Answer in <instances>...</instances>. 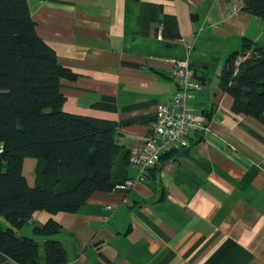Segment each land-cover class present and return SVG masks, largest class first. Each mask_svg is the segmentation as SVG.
I'll use <instances>...</instances> for the list:
<instances>
[{"label":"crops","instance_id":"1","mask_svg":"<svg viewBox=\"0 0 264 264\" xmlns=\"http://www.w3.org/2000/svg\"><path fill=\"white\" fill-rule=\"evenodd\" d=\"M26 1L37 35L75 74L59 82L64 112L117 123L130 151L177 91L174 61L186 58L203 86L189 103L204 127L142 179L118 160L112 190L75 212L35 211L18 234L55 220L64 264H264V111L233 112L219 85L245 41L264 47V20L243 9L247 0ZM36 164L23 160L30 186ZM35 238L42 255L46 237ZM0 264L18 263L0 251Z\"/></svg>","mask_w":264,"mask_h":264},{"label":"trees","instance_id":"2","mask_svg":"<svg viewBox=\"0 0 264 264\" xmlns=\"http://www.w3.org/2000/svg\"><path fill=\"white\" fill-rule=\"evenodd\" d=\"M243 9L264 20V0ZM239 60V62H237ZM75 74L57 60L35 31L26 0H0V251L18 264H64L66 252L51 236L60 225L48 219L18 234L35 211L75 212L98 191L122 182L112 168L129 150L117 142V123L64 112L60 79ZM220 88L233 98L232 111L259 117L264 111V47L244 42L232 52ZM35 158V183L28 185L23 160ZM36 236L46 239L40 244Z\"/></svg>","mask_w":264,"mask_h":264},{"label":"built area","instance_id":"3","mask_svg":"<svg viewBox=\"0 0 264 264\" xmlns=\"http://www.w3.org/2000/svg\"><path fill=\"white\" fill-rule=\"evenodd\" d=\"M236 11L234 8L232 12ZM173 77L177 91L169 103L157 106L156 113L149 123V132L142 136L138 147L129 151L128 162L137 170L140 179L159 163L167 151L183 148L192 133L204 127L202 114L194 112L189 103L193 92L201 90L203 86L195 79L188 59L174 61ZM133 184L134 180L127 179L123 186L132 187Z\"/></svg>","mask_w":264,"mask_h":264}]
</instances>
